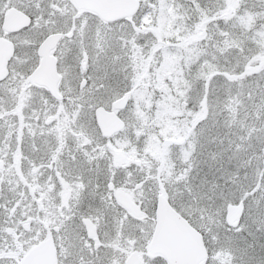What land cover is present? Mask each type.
Wrapping results in <instances>:
<instances>
[{
    "label": "snow or ice",
    "instance_id": "obj_1",
    "mask_svg": "<svg viewBox=\"0 0 264 264\" xmlns=\"http://www.w3.org/2000/svg\"><path fill=\"white\" fill-rule=\"evenodd\" d=\"M0 264H264V0H0Z\"/></svg>",
    "mask_w": 264,
    "mask_h": 264
}]
</instances>
